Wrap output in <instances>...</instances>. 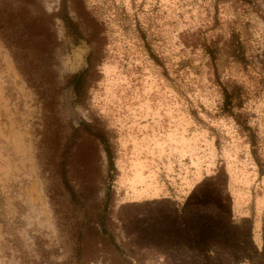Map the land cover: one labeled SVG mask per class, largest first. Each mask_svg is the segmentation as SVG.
I'll return each mask as SVG.
<instances>
[{"label":"rangeland","instance_id":"obj_1","mask_svg":"<svg viewBox=\"0 0 264 264\" xmlns=\"http://www.w3.org/2000/svg\"><path fill=\"white\" fill-rule=\"evenodd\" d=\"M42 4L44 95L0 38V264H262L264 0H68L79 41Z\"/></svg>","mask_w":264,"mask_h":264},{"label":"trees","instance_id":"obj_2","mask_svg":"<svg viewBox=\"0 0 264 264\" xmlns=\"http://www.w3.org/2000/svg\"><path fill=\"white\" fill-rule=\"evenodd\" d=\"M59 16L67 28L68 35L71 36L74 41H79L83 38V33L81 32L78 23L69 13L68 0H61ZM52 17L53 16L43 8L42 0H0V38L4 41L5 45L12 53L18 68L26 78L29 85L34 87L41 95H44L43 82L46 81V77L44 73L37 76L38 73L36 71L34 60L31 56V48L33 49V47L26 41H36L37 36H46V39H52L54 35L51 27ZM41 47L42 51L45 50L44 46ZM96 58L95 52H90L87 57L88 66L81 71L73 73L69 77L74 93L79 101L84 97L89 73L92 70L97 69V62L99 59L97 60ZM223 93V107L228 110L235 104V94L225 86H223ZM249 130L253 145V153H255L256 136L253 130L251 131L250 128ZM88 132L95 136L104 146L109 161V172L112 173L116 168L115 153L108 134L105 130L92 127L88 128ZM62 174L63 176L65 175V173ZM7 229L11 234L15 232V229L11 228L10 225H7ZM103 232L105 234L109 233L105 224H103ZM110 238L114 243V237L110 236ZM9 241L17 242V238H11ZM15 246H17V244H15ZM238 253L245 255L246 252L242 249L241 252ZM255 253L259 257L262 264H264V230H262V246L257 247L256 245ZM245 258L248 259L247 256H245ZM242 263L243 262H238L235 264ZM248 263L255 264L251 262Z\"/></svg>","mask_w":264,"mask_h":264}]
</instances>
